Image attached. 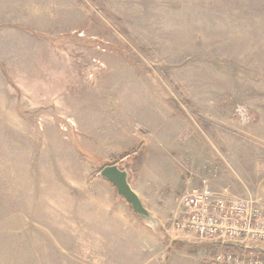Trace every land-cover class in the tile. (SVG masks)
Returning a JSON list of instances; mask_svg holds the SVG:
<instances>
[{"label": "rangeland", "instance_id": "rangeland-1", "mask_svg": "<svg viewBox=\"0 0 264 264\" xmlns=\"http://www.w3.org/2000/svg\"><path fill=\"white\" fill-rule=\"evenodd\" d=\"M21 158L31 170L76 161L98 190L97 169L126 168L156 218L147 225L110 183L151 231L143 263L255 256L169 241V224L202 177L264 196V0H0V195L22 179Z\"/></svg>", "mask_w": 264, "mask_h": 264}, {"label": "crops", "instance_id": "crops-1", "mask_svg": "<svg viewBox=\"0 0 264 264\" xmlns=\"http://www.w3.org/2000/svg\"><path fill=\"white\" fill-rule=\"evenodd\" d=\"M25 20L17 23L24 25ZM15 164L21 166L17 173L22 179L19 185L6 179V192L0 195V264H155L149 260L155 254L142 262V237L151 232L149 227L127 215L108 181L103 179V189H94L96 179L79 173V164L67 159L38 161L33 170L25 169L31 164L24 158ZM42 171L45 181L25 180ZM12 185L16 194L10 191ZM251 188L243 185L246 192ZM194 257L176 254L159 262L213 264Z\"/></svg>", "mask_w": 264, "mask_h": 264}, {"label": "built area", "instance_id": "built-area-1", "mask_svg": "<svg viewBox=\"0 0 264 264\" xmlns=\"http://www.w3.org/2000/svg\"><path fill=\"white\" fill-rule=\"evenodd\" d=\"M180 212L170 219V239L232 245L264 251V196L257 192L229 195L216 191L206 177L180 193ZM176 234H179L178 236ZM213 264H264L255 256L214 252Z\"/></svg>", "mask_w": 264, "mask_h": 264}, {"label": "water", "instance_id": "water-1", "mask_svg": "<svg viewBox=\"0 0 264 264\" xmlns=\"http://www.w3.org/2000/svg\"><path fill=\"white\" fill-rule=\"evenodd\" d=\"M120 164L113 163L107 164L101 167L98 175L100 178L111 183L116 193L121 197L126 203L129 204L132 211L149 226L156 227V218L151 214V212L145 208L138 194L131 188L129 184V176L126 168L119 166Z\"/></svg>", "mask_w": 264, "mask_h": 264}, {"label": "trees", "instance_id": "trees-1", "mask_svg": "<svg viewBox=\"0 0 264 264\" xmlns=\"http://www.w3.org/2000/svg\"><path fill=\"white\" fill-rule=\"evenodd\" d=\"M127 156H128V155H124V156H122V158H121L120 160H123V159L127 158ZM105 165H107V164H105ZM105 165H103V166H105ZM103 166H101V167H103ZM101 167H100L99 169H97V171H96V175H98V173H99ZM129 207H130V206H129ZM220 250H232V251H234V252H238V253H240V254L252 253L253 255H255V257H257V258H259V259H261V260H264V251H250V250H252V249H249V250H243V249L229 248V247H227V248H221Z\"/></svg>", "mask_w": 264, "mask_h": 264}]
</instances>
